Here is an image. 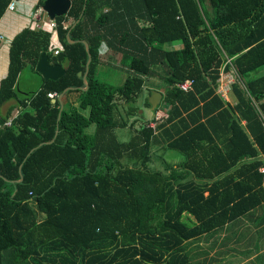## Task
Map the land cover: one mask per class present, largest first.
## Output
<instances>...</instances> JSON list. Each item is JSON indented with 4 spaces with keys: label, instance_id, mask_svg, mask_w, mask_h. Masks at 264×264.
Instances as JSON below:
<instances>
[{
    "label": "trees",
    "instance_id": "16d2710c",
    "mask_svg": "<svg viewBox=\"0 0 264 264\" xmlns=\"http://www.w3.org/2000/svg\"><path fill=\"white\" fill-rule=\"evenodd\" d=\"M9 2L0 0V18ZM69 2L52 30L26 26L10 43L0 81V264H193L186 242L264 202V0ZM44 47L65 70L55 81L36 70ZM118 56L126 78L104 82L101 68ZM223 67L235 72L233 101L216 92ZM26 68L42 81L20 98ZM156 75L163 85L148 83ZM189 79L188 90L178 87ZM157 86L159 105L135 125L137 97L147 90L150 107ZM66 88L58 119L48 95ZM12 100L20 111L7 126L14 109L1 110ZM127 126L133 133L120 142L115 128ZM153 146L182 161L150 170Z\"/></svg>",
    "mask_w": 264,
    "mask_h": 264
},
{
    "label": "crops",
    "instance_id": "0c3cea01",
    "mask_svg": "<svg viewBox=\"0 0 264 264\" xmlns=\"http://www.w3.org/2000/svg\"><path fill=\"white\" fill-rule=\"evenodd\" d=\"M38 1L16 0L12 11L17 8V14L5 10L0 18V33L7 36L10 43L22 28L33 25ZM3 41H0V81L6 76L9 64L10 44L5 45ZM17 107L20 109L18 102L12 100L3 106L1 113L6 116L14 109L8 120L11 121L19 113ZM180 162L171 165L175 167ZM185 247L193 264H264V202L226 226L186 242Z\"/></svg>",
    "mask_w": 264,
    "mask_h": 264
},
{
    "label": "rangeland",
    "instance_id": "374dc122",
    "mask_svg": "<svg viewBox=\"0 0 264 264\" xmlns=\"http://www.w3.org/2000/svg\"><path fill=\"white\" fill-rule=\"evenodd\" d=\"M13 14H17V8L15 11H11ZM25 17H27L25 15ZM49 17L47 16L46 12H42L41 14V19L40 23H42L43 27H48V22ZM3 44L8 45L10 44V40L7 36H4V41ZM177 48L178 46H174ZM173 47V48H174ZM107 51V47L103 45L101 47V55L105 59V55ZM109 66L102 67L101 69V79L104 82H107L109 84H121L124 79L127 76V70L121 66L119 63V56L114 57V59L110 60V63L108 64ZM18 83H17V91L19 93L20 98L28 96L30 94H33L37 89L39 88V85L42 81L41 76L36 74L34 71H32L30 68L24 69L22 73L20 74L18 78ZM148 83L155 85H163V81L159 75H156L155 77H150L147 78ZM157 86L158 91H161V88ZM156 90V89H154ZM148 95V91L145 90L144 93H142L139 97H137L135 101V105L139 107L140 109L138 110V114H134L133 116H130V121L136 119L137 122L135 125H138L139 123H142L145 120H148L151 115L149 113L150 108L145 106L143 103L144 98ZM229 95V96H228ZM227 96L231 101H233V97L231 94H228ZM162 99V98H161ZM160 103V102H159ZM157 104V106L159 105ZM121 105V111L124 113V110L128 107V103H126L124 100L120 99L119 103ZM16 110L20 109L17 107ZM84 114H88V110L83 111ZM153 113V111H151ZM16 114V113H15ZM160 115L161 112H158ZM141 115V116H140ZM95 124H91L88 128L85 129V132L88 134H93L95 131ZM115 133L117 135V138L120 142H128L129 138L131 137L133 133V128L130 127H117L115 128ZM151 156L152 159L150 163L148 164V168L152 171H162L167 165H171L172 163H177L182 160V156L173 150H166V149H160L158 146H153L151 148Z\"/></svg>",
    "mask_w": 264,
    "mask_h": 264
},
{
    "label": "water",
    "instance_id": "95a60500",
    "mask_svg": "<svg viewBox=\"0 0 264 264\" xmlns=\"http://www.w3.org/2000/svg\"><path fill=\"white\" fill-rule=\"evenodd\" d=\"M88 0H85V3ZM70 2L69 0H44L43 5H42V9L44 10V12H46L47 16L50 19H54L56 16H60L62 14H65L69 8ZM85 9V4L82 8L81 14L79 15V18L76 19V21L70 26L67 34H66V38L69 41V43H73L72 40H70L69 38V32L70 30L75 26V24L81 19L83 12ZM83 44L85 46V50L86 52H88L89 54V60L88 63H86V71L82 77V81L83 84L85 85V89L88 88V81H86V76H88V72H89V67L90 64L92 62V57L90 54V46L88 43H85V41H83ZM48 48L44 47L40 60L37 64L36 70L37 72L44 78V80H52L55 81L57 79H59L60 77H62L65 74V70L62 66L60 65H54L49 61V57H48ZM78 76H81V73L78 74ZM72 88H66L60 95L57 96L56 99L52 100V103H55L56 101L58 103H60V111H59V115H58V119L60 117V113L62 111V102H61V98L63 97V95L71 90ZM162 98V94L157 91V90H152L149 97H148V102L150 103V111L149 113H151V111H153L157 104L161 101ZM58 130H56L55 132V136L57 134ZM53 142V141H51ZM21 170V168H20ZM23 180V177H21L18 181L21 182Z\"/></svg>",
    "mask_w": 264,
    "mask_h": 264
},
{
    "label": "built area",
    "instance_id": "2783aa9c",
    "mask_svg": "<svg viewBox=\"0 0 264 264\" xmlns=\"http://www.w3.org/2000/svg\"><path fill=\"white\" fill-rule=\"evenodd\" d=\"M16 0H10L8 5L6 6V11H12L15 8ZM44 10L42 9V6L36 8V10L33 13V25L35 28H44L42 23H40L41 14ZM49 29L54 28V19H50L47 22ZM4 39V35L0 33V41ZM52 46L55 47L54 55H57L59 50L62 49L61 45L58 43L56 35L53 33L52 39H51ZM226 63H230V60L227 59ZM236 82V76L234 71H229L228 73H225L224 67L220 71V78L218 79V86L216 89V92L220 94L223 98L228 99V93L231 89V84ZM192 80H186L178 84V87L182 90H188L191 87ZM49 98L52 100L55 98V94H49ZM12 120L8 121L6 123L7 126H11Z\"/></svg>",
    "mask_w": 264,
    "mask_h": 264
}]
</instances>
